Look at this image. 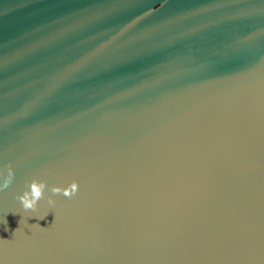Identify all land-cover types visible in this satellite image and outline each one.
<instances>
[{
  "label": "water",
  "instance_id": "95a60500",
  "mask_svg": "<svg viewBox=\"0 0 264 264\" xmlns=\"http://www.w3.org/2000/svg\"><path fill=\"white\" fill-rule=\"evenodd\" d=\"M5 181L0 264H264V0H0Z\"/></svg>",
  "mask_w": 264,
  "mask_h": 264
},
{
  "label": "clouds",
  "instance_id": "9594fccd",
  "mask_svg": "<svg viewBox=\"0 0 264 264\" xmlns=\"http://www.w3.org/2000/svg\"><path fill=\"white\" fill-rule=\"evenodd\" d=\"M8 184L9 181H5L3 184H0V191H2L4 188H7ZM25 188L26 190H24L21 195L16 197V199L19 201L21 208L26 212L36 211L41 201L44 200L45 198H46V203L50 209L49 212H52L51 209H54L56 204L55 200H53L52 197L56 196L61 192V189L57 187L49 188L44 182H38L36 180L31 181L29 184L25 186ZM48 193H51V195H48ZM64 195H67V193H64ZM48 214L39 220H44L48 216ZM31 217L34 216H29L25 218V222L27 223L28 219Z\"/></svg>",
  "mask_w": 264,
  "mask_h": 264
}]
</instances>
